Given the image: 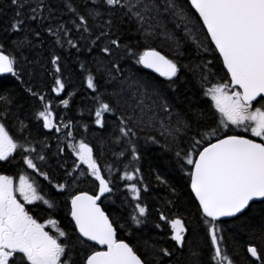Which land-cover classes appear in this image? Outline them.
Listing matches in <instances>:
<instances>
[{"label": "snow or ice", "instance_id": "1", "mask_svg": "<svg viewBox=\"0 0 264 264\" xmlns=\"http://www.w3.org/2000/svg\"><path fill=\"white\" fill-rule=\"evenodd\" d=\"M10 3L15 12L6 30L15 39L6 38L7 48L0 43V73L11 74L20 84L24 83V75L34 78L37 73L33 61L25 53L42 43L46 32L52 38L46 63L56 74L52 91L59 94L65 88L61 60L67 57L62 49L65 45L77 53L83 49L92 58L81 62L77 57V63L81 72H87V87L97 93L93 98L98 104L93 123L103 127V115L112 114L116 132L109 143L123 146L119 153H113L115 162L120 163V157L131 159L115 178L127 181L123 186L126 192L122 199L117 196L120 205L111 210L110 216L100 202L119 191L111 175L112 165L102 167L89 143L83 139L74 141L70 121L63 126V140H67L70 155L76 158L71 168L60 156L65 151L63 147L53 154L48 145L41 144V151L48 149L42 155L30 146L35 141L25 138L18 142L4 121L9 118L10 105H16L18 110L20 105L11 93L0 94V162L7 163L19 149L22 163L50 184V173L40 171L33 157L42 166L54 162L56 170H62L64 182L52 187L58 195L67 193L65 210L70 217L68 230L61 228L59 221L51 218V211L57 207L55 201L45 199L24 175H20L18 183L12 176L0 175V264H181L185 248L188 252L184 264H236L223 247L221 217L242 218L248 226L249 239L254 241L246 247L247 254L254 258L250 264H264V207H257L258 203L264 205V0ZM189 5L198 15L190 13ZM198 28L206 30L204 39H200ZM130 33L139 34L135 43ZM157 38L169 44L173 58L152 47L139 51L140 40ZM217 53L227 79L212 83L215 65L205 57ZM21 60L27 69L20 67ZM183 60L189 62L182 63ZM36 64L42 72L52 74L39 60ZM136 65L152 69L165 80L137 75L132 72ZM23 91L28 99L38 97L42 104L33 113L37 127L42 122L43 129L60 133L51 101L44 103V96H38L31 87ZM104 96L110 99L104 101ZM201 97L210 103L205 105ZM59 103L67 107L69 99ZM20 125L23 135L28 125L23 121ZM56 140L58 145L63 143L61 137ZM151 145H160L166 156L153 172L155 182L163 185L172 198L167 203L195 207L197 223L191 231L184 218L169 220L160 213L159 219L170 226V240L174 242L171 248L140 234L148 216V205L142 202L141 195L149 192L150 184L144 182L138 165L145 147ZM104 147L102 141L101 156ZM80 165L87 167L82 169ZM89 178L92 192L78 190L80 181ZM129 196L133 209L125 215ZM34 201L47 206L50 218L39 222L30 214L25 204ZM46 226H52L55 234L46 231ZM125 230L136 243L117 238V233ZM189 237L207 241V261L202 259L201 245L193 246Z\"/></svg>", "mask_w": 264, "mask_h": 264}, {"label": "trees", "instance_id": "2", "mask_svg": "<svg viewBox=\"0 0 264 264\" xmlns=\"http://www.w3.org/2000/svg\"><path fill=\"white\" fill-rule=\"evenodd\" d=\"M54 2L58 3V0H54ZM190 9V7H189ZM15 12L14 6L11 5L10 0H0V43H4L5 48L8 47V43L6 38L15 39L12 36L10 31H7V25L10 19L13 17ZM190 13L195 16L193 11L190 9ZM55 27V25H53ZM204 30L201 31L203 34ZM75 35V34H74ZM131 36H134L133 43L136 42V39L139 38V34L130 33ZM204 37V35H203ZM205 38V37H204ZM41 42L38 43L36 48L31 53H25L28 55L29 60L33 61V67L37 75L31 80L27 75L22 77L24 83L20 84L19 81L15 79V77L11 76V74L0 76V85L3 87L0 88V94L11 93L12 96L17 98V101L20 105L19 110L16 105H10V114L9 118L4 121L6 127L9 129L11 125L20 129V121H23L25 125H28L27 130L23 133V140L27 138L30 142L35 141V143H31V147L35 148L39 147L41 150V144L48 145L50 151L52 153L53 144L51 140L42 141L45 135V129L42 128V122L40 123V127H37L38 121L34 118L33 113L40 108H42V104L40 103L38 97L36 99H28L25 96L23 89L31 87L34 92L39 95L44 96V103H48L51 101L50 107L54 103L55 97H63L69 99V105L65 107L64 105H60L59 115L64 120V125L71 122V131L73 133L74 141H78L83 139L86 143H89L96 151V154L99 155L102 159L100 160V164L103 167L104 165H112V177L114 178V184L119 191L114 195L111 199L102 198L101 206L111 216V210L116 206L120 205L121 200L117 199L119 196L121 199L124 197L126 190L124 189V184L127 181H120L115 179L117 177V173H123L124 165L128 163V159H124L122 157L119 158L120 163H116V157L113 156V153H119L122 150L121 146H114L109 143L111 141L113 134L116 132V121L115 117L110 113H105L102 117L104 121V126L100 127L93 123L95 120V110L98 107V104L94 102V96L97 95L96 92L89 89L87 87L85 77L87 72H81L79 63H77V57L81 62L86 59H91L85 54L82 49L80 53H77L76 50L68 48L66 45L64 49H62L64 55L67 57L66 59L61 60L62 65V80L65 84V88L59 94H55L52 89L55 87V72L51 69L48 63H46V57L48 50L52 48V38L44 32L41 37ZM141 47L139 51H143L144 47H152L159 51H161L168 58L172 57V51L167 44L164 45V42L161 38L150 39L148 41L140 40ZM213 47V46H211ZM218 54L215 55H207L205 58L213 61L215 67L212 71L215 73V76L211 78V82L215 83L218 80L223 82V79H227L225 76V70L222 67L221 61L217 59ZM191 59V58H190ZM39 60L40 63H43L47 72H51V75H48L46 72H42L39 69V65L36 64V61ZM189 60H183L182 63H188ZM134 63V62H131ZM21 68L27 69L28 65H26L23 60H21ZM91 67V66H89ZM132 72L137 75H143L145 78H152L155 80L163 81L165 78L160 77L150 71L144 69L140 65H136L132 68ZM223 78V79H221ZM198 86V85H197ZM210 85H205L208 87ZM103 88L100 89V92H103ZM110 91V89H109ZM110 98L108 96H104V101H108ZM201 101L207 105L210 103L208 98L201 97ZM56 110V111H58ZM58 113L56 117H58ZM63 125V126H64ZM85 125L87 126L85 128ZM234 132H239L242 134L241 130H233ZM229 134H233L230 132ZM141 136L144 133H140ZM105 143V147L103 150V155H100L99 146L101 142ZM161 144H163V140H161ZM140 145L143 146V140L141 139ZM65 151L71 149L64 148ZM48 149H44L41 151L42 154H46ZM56 150H53L55 152ZM64 151V152H65ZM69 159L71 162H74V158ZM166 159L165 154L161 150L160 145H151L146 146L145 150L142 152V158L140 164L141 173L144 178V182L146 184H150V190L148 193H143L141 195V200L143 203L148 205V216L144 225L140 227V234H143L146 238L151 237L153 240L159 242L160 246L169 247L173 246V242L169 238V233L167 226L160 222L159 215L161 212L169 219L175 218L177 216L184 218L185 224L189 227L190 231L195 227L197 223L196 215H195V207L192 204L184 203L182 205L173 206L168 204L167 201L172 199L167 189L163 185H158L155 182L153 169L156 165L161 161V159ZM49 166L50 178L53 182L58 183V179H60L61 174L56 170L55 163L52 164V161L47 163ZM132 169L129 168L128 171ZM106 178H108V172L103 173ZM88 181V180H87ZM54 185V184H53ZM79 190L92 192L93 187H91V183L81 182L79 185ZM185 201L187 197L184 198ZM112 200H115V204L112 203ZM53 201L56 202L57 209L65 210V199L61 196H57ZM128 203L125 205L124 211L125 215L130 214L133 209V204L131 202V197H128ZM257 207H264V205L257 204ZM220 227L223 229L222 235L224 237L223 247L227 249V253L232 257V259L236 262V264H250L253 260L247 252L246 247L248 243H254V241L250 240L247 234V225L241 220H233L226 219L221 220ZM159 224L160 228H156L155 225ZM160 229V231L158 230ZM139 235V234H138ZM200 236H203V233H200ZM117 238L127 239V242L130 244L136 243L135 239L128 238L127 230L124 232H118ZM192 239L193 246L201 245L202 248V259L204 261L208 260L209 257V248L207 246L206 240H201L193 237H189ZM188 249L185 248L184 255L180 256L181 264H184V260L187 257ZM259 264V261L256 262Z\"/></svg>", "mask_w": 264, "mask_h": 264}, {"label": "flooded vegetation", "instance_id": "3", "mask_svg": "<svg viewBox=\"0 0 264 264\" xmlns=\"http://www.w3.org/2000/svg\"><path fill=\"white\" fill-rule=\"evenodd\" d=\"M55 94H57V93L55 92ZM62 99H66V97L65 96L55 97L54 103L50 107L53 114H54V121H56V122H57V119H63L64 118L63 116H61V117H63V118H61L59 113H58L59 112L58 109L60 108V105H61L59 103V101ZM56 110H58V111H56ZM57 113H58V117H56ZM65 125H67V124H65ZM15 126H16V128H14L13 125H11L9 127V129L7 127L6 128L9 131V134L12 135L14 139H16L18 142H22L23 136L21 135L20 129L17 128V125H15ZM61 129H62V131L60 132V135L58 137L63 138V136L65 135L64 127ZM241 132H242V130H241ZM242 134H244V133L242 132ZM45 135L47 136V138L44 137L42 139V141L51 140L52 144H53L52 145L53 150L57 151L58 147H63V148L69 149L67 147V140H64L63 143L60 145L57 144V140L55 138V129H51V130L45 129ZM248 135H250V133H248ZM90 146H92V145L90 144ZM97 146H99V145L97 144ZM53 150H52V153L53 154L56 153V151L53 152ZM36 151L38 153L42 154L39 147H36ZM60 156L63 158V161L67 162L65 166L68 168H71V166L73 165V162H71L69 160L71 158L70 150H67L64 153H61ZM97 156H98V162L100 163V160L102 158L99 155H97ZM72 158H74V161H75V159H76L75 156H72ZM33 159H34V162L38 165L40 171L49 172L50 168L47 165V163H49L50 161L46 162V166H42L41 162L39 160H35L34 157H33ZM57 159H59V157ZM52 164H54V162H52ZM80 167L82 169H86L87 166L86 165H80ZM58 173L61 174V176L57 182H64L62 179V175H63L62 170L58 171ZM0 175L12 176L14 182H16V183L19 182L20 175H24L25 177H27L29 182H32V183H34L35 186H37L40 194L44 195L45 199H49L50 201H53V199H55L57 196H61L64 199L67 196L66 192L63 195L57 194L56 190L52 187V185L55 184L56 182H53L51 178H50L51 179V184H50L49 181L45 180L42 176H40L36 170L29 169L27 167V165L23 164L21 161L19 149H17V151L12 154V157L9 159V161L7 163L0 162ZM87 180L80 181V183L78 184V190H79V185L81 184V182L84 183V185L87 182L91 183V187H93L92 179L89 178ZM17 198L20 199L21 202H23L22 198L19 196V193H17ZM25 207H26V209L29 210L30 214H32L34 217L38 218L39 222H43V220L50 218V213L48 211H45L47 206L43 205V203L41 201H34L32 204L26 203ZM51 218H54L57 221H59L61 228L68 230V222H69L70 217L67 216L66 210L57 209V208L53 209L51 211ZM160 222L164 223L167 226L169 238H170V232H171L170 226L165 221L160 220ZM45 230L49 231L50 234H55L54 228H52V226H46ZM158 230L160 231V229H158ZM173 244H174V242H173ZM248 255L250 256V254H248Z\"/></svg>", "mask_w": 264, "mask_h": 264}, {"label": "rangeland", "instance_id": "4", "mask_svg": "<svg viewBox=\"0 0 264 264\" xmlns=\"http://www.w3.org/2000/svg\"><path fill=\"white\" fill-rule=\"evenodd\" d=\"M197 31L200 33V39H204L203 34L201 33V30L198 28ZM163 42H164V45L167 44L168 47H170L169 44L167 42H165V40H163ZM54 122H55V124H57L58 126H61V128H63L62 127L64 125L63 119H57V122L56 121H54ZM61 131H62V129H61ZM59 135H60V133L55 132V138H57ZM61 139L63 140V138H61Z\"/></svg>", "mask_w": 264, "mask_h": 264}, {"label": "water", "instance_id": "5", "mask_svg": "<svg viewBox=\"0 0 264 264\" xmlns=\"http://www.w3.org/2000/svg\"><path fill=\"white\" fill-rule=\"evenodd\" d=\"M189 7H190V5H189ZM192 11H193V13L195 14V15H198V14H196L195 13V10L194 9H191ZM204 31H206V30H204ZM214 47V46H213ZM157 50V49H156ZM157 51H159V50H157ZM161 54H163L162 52H161ZM218 54V53H217ZM164 55V54H163ZM222 62V61H221ZM143 67V66H142ZM144 68V67H143ZM144 69H146V70H148V71H150L151 73H154V74H156V75H158L159 76V74L158 73H156V72H154L152 69H147V68H144ZM225 70V72H226V69H224ZM4 75H8V74H3V73H0V76H4ZM164 78V77H163ZM101 208H102V206H101ZM226 219H231V218H229V217H221L220 218V221L221 220H226ZM98 247H100V246H98Z\"/></svg>", "mask_w": 264, "mask_h": 264}]
</instances>
